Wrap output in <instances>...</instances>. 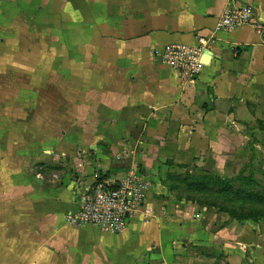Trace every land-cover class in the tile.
<instances>
[{
	"label": "crops",
	"instance_id": "1",
	"mask_svg": "<svg viewBox=\"0 0 264 264\" xmlns=\"http://www.w3.org/2000/svg\"><path fill=\"white\" fill-rule=\"evenodd\" d=\"M229 1L264 22V0H0V81L29 98L0 130V264H264V217L182 183L264 182V44L216 30ZM199 37L193 81L154 56ZM134 175L145 201L122 232L66 222L88 185Z\"/></svg>",
	"mask_w": 264,
	"mask_h": 264
},
{
	"label": "built area",
	"instance_id": "2",
	"mask_svg": "<svg viewBox=\"0 0 264 264\" xmlns=\"http://www.w3.org/2000/svg\"><path fill=\"white\" fill-rule=\"evenodd\" d=\"M250 26L264 44V22L248 3L229 1L217 19V31H232ZM206 47V39L199 37L197 44H166L154 51L161 62L176 70L181 82L196 79L202 63L199 60ZM146 184L137 176H129L115 184L96 180L85 188L77 211L65 215L72 225L90 224L102 231L119 233L129 218L145 201Z\"/></svg>",
	"mask_w": 264,
	"mask_h": 264
},
{
	"label": "trees",
	"instance_id": "3",
	"mask_svg": "<svg viewBox=\"0 0 264 264\" xmlns=\"http://www.w3.org/2000/svg\"><path fill=\"white\" fill-rule=\"evenodd\" d=\"M182 183L185 184L184 188L188 195L208 198L211 203L218 204L220 210L233 218L257 220L264 217V209L257 207L258 204L264 203V198L248 190L256 182L251 175L243 176V170L235 178H221L204 173L199 176L188 174ZM242 201L254 205L245 206Z\"/></svg>",
	"mask_w": 264,
	"mask_h": 264
},
{
	"label": "rangeland",
	"instance_id": "4",
	"mask_svg": "<svg viewBox=\"0 0 264 264\" xmlns=\"http://www.w3.org/2000/svg\"><path fill=\"white\" fill-rule=\"evenodd\" d=\"M15 83L16 84H24L23 81H16V80H1L0 81V92H1V90H3L2 92L5 94V95L4 94L3 95L0 94V126L1 125H3V126L5 125L6 126L4 129L0 128V130L3 131L4 133L8 132L7 126L9 124V122L13 121V118L11 120L8 117V113L6 112L7 108H9V106L12 105L13 111L16 108H21V111H23V109L25 108V104H26L25 102H26L27 99H29V98L26 99V98H24L23 96H21L19 94H18V96H15L12 93L9 95V91H8V90H10L9 87L14 86ZM21 86H23V85H21ZM4 90L7 92V94L4 92ZM19 114H17V115H19ZM259 181H260L259 183L261 184V189L259 191H257L256 193L262 195L263 198H264V184H263L264 182L262 180H259ZM255 190H257V189L253 188V190H252L253 193L255 192ZM202 195H204V194H202ZM241 203L245 204V206L254 205V204L250 205L249 203H246L244 201H242ZM257 207L264 209V203L263 204H258ZM240 211H241V208H240Z\"/></svg>",
	"mask_w": 264,
	"mask_h": 264
},
{
	"label": "water",
	"instance_id": "5",
	"mask_svg": "<svg viewBox=\"0 0 264 264\" xmlns=\"http://www.w3.org/2000/svg\"><path fill=\"white\" fill-rule=\"evenodd\" d=\"M208 50H205V53L203 54V56H202V62L204 63L205 62V60H206V55L208 54ZM205 58V59H204Z\"/></svg>",
	"mask_w": 264,
	"mask_h": 264
}]
</instances>
